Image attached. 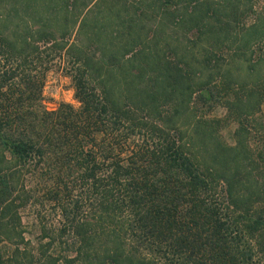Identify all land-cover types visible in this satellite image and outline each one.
Listing matches in <instances>:
<instances>
[{
	"label": "trees",
	"instance_id": "obj_1",
	"mask_svg": "<svg viewBox=\"0 0 264 264\" xmlns=\"http://www.w3.org/2000/svg\"><path fill=\"white\" fill-rule=\"evenodd\" d=\"M263 52L236 0H0V264H264Z\"/></svg>",
	"mask_w": 264,
	"mask_h": 264
},
{
	"label": "rangeland",
	"instance_id": "obj_2",
	"mask_svg": "<svg viewBox=\"0 0 264 264\" xmlns=\"http://www.w3.org/2000/svg\"><path fill=\"white\" fill-rule=\"evenodd\" d=\"M236 2L239 3L240 11L244 12L245 15H248L249 22L252 21L255 12L261 11L264 7V0H236ZM76 30L77 29L72 32L71 39H77L78 36ZM64 66L65 65L58 63V65H56L47 76L46 85L43 91L42 103L43 106L47 107L48 109H55L61 103L78 104L75 98V89L72 80ZM219 90L220 89H215L217 95H219L217 92ZM24 102L22 100L20 103ZM195 106L199 115L208 118L220 119L222 122L221 134L223 138L230 144L235 143V133L238 125L231 117L227 116V110L224 106H222L220 103H217L216 100H209L205 103L200 100H196ZM257 118H264V101L261 106V112L258 114ZM260 138L261 137L258 135L254 138L253 145H255V147L258 146ZM30 217L31 216L26 214L22 228L28 233L27 236L32 241V247H37V242L40 238V229ZM18 242L20 243V238H15L13 243H1L5 264H16L13 260L17 258V256H21L22 253H16L14 251L16 246L14 243ZM21 246H24V244ZM32 247H30L29 250L33 249ZM11 256H15V258L11 259Z\"/></svg>",
	"mask_w": 264,
	"mask_h": 264
}]
</instances>
